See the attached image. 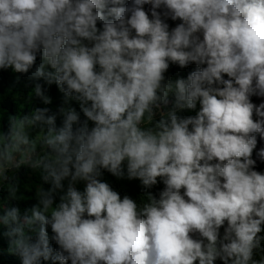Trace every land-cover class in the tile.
<instances>
[{
	"label": "clouds",
	"instance_id": "obj_1",
	"mask_svg": "<svg viewBox=\"0 0 264 264\" xmlns=\"http://www.w3.org/2000/svg\"><path fill=\"white\" fill-rule=\"evenodd\" d=\"M0 71L20 264H264V0H0Z\"/></svg>",
	"mask_w": 264,
	"mask_h": 264
},
{
	"label": "trees",
	"instance_id": "obj_2",
	"mask_svg": "<svg viewBox=\"0 0 264 264\" xmlns=\"http://www.w3.org/2000/svg\"><path fill=\"white\" fill-rule=\"evenodd\" d=\"M147 7V6H146ZM194 67V66H192ZM192 70L191 67L185 70H180L176 67L170 68V74L175 78L176 76H185L188 71ZM33 81H31L27 76L21 77L18 83H15L14 75L9 72L0 71V95H3L9 88L13 89V94L7 96L2 103H0V109H6L10 114H15L18 110V102L13 100L12 96L16 93L27 94L28 91L31 90L33 86ZM27 85V87H26ZM50 94L53 97V105L54 107L59 102V93L57 92L55 86H52L50 89ZM253 102L258 103L259 101L253 97ZM34 106H42L39 105V102H35ZM27 111V108L25 109ZM185 115L189 113H184ZM6 119V118H5ZM264 147V140H260L258 137L257 149ZM255 154V150H254ZM258 170H264V164H258ZM22 182L24 181V173L23 170L21 172ZM112 187L119 191L121 195L128 194L133 198H136L140 192L141 188L139 186L138 181H127V180H117L115 177H112L110 174L105 173L104 177ZM162 185H158L156 189H153V192H156L161 188ZM26 196H31L32 193L25 192L23 193ZM21 208L25 206V202H19ZM30 203H34L33 201H29ZM0 264H20L19 258L14 253L9 252L7 241L0 237Z\"/></svg>",
	"mask_w": 264,
	"mask_h": 264
}]
</instances>
